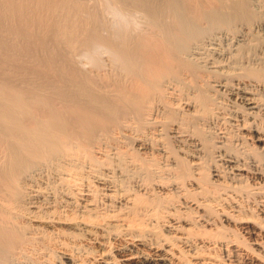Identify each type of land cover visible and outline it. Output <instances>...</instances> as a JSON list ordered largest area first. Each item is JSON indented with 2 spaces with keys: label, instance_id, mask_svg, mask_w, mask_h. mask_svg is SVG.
<instances>
[{
  "label": "bare ground",
  "instance_id": "1",
  "mask_svg": "<svg viewBox=\"0 0 264 264\" xmlns=\"http://www.w3.org/2000/svg\"><path fill=\"white\" fill-rule=\"evenodd\" d=\"M236 263L264 264V0H0V264Z\"/></svg>",
  "mask_w": 264,
  "mask_h": 264
},
{
  "label": "rangeland",
  "instance_id": "2",
  "mask_svg": "<svg viewBox=\"0 0 264 264\" xmlns=\"http://www.w3.org/2000/svg\"><path fill=\"white\" fill-rule=\"evenodd\" d=\"M228 127H230V126H226V129L225 130H223V131H226L227 133L229 132V134H231V136H235L236 134H238V130H236L235 128H228ZM231 129H233V130H231ZM227 130H229V131H227ZM231 131V132H230ZM235 131H237V132H235ZM232 132H234V135H233V133ZM179 150H181V149H179ZM181 152V154H184V153H186V150L185 149H182V151H180ZM184 155H186V154H184ZM191 157L190 156H188V159H190ZM206 165H208L207 163H206ZM208 167V166H207ZM221 222V221H220ZM221 223H223V220H222V222ZM223 224H225V225H227V226H230L231 228H234L233 230H231V228L229 229V233L230 234H236L237 236L239 235V236H241L242 235V232H241V230L240 229H238V226L234 223V222H229V224H227V222H225V223H223ZM233 224H234V226H233ZM233 227H232V226ZM235 225H236V228H235ZM232 231H233V233H232ZM217 251H218V249H217ZM222 252V254H221V252ZM218 253L219 254H221V256H223V254H224V251L223 250H219L218 251ZM236 264H238V263H236ZM239 264H245V263H239Z\"/></svg>",
  "mask_w": 264,
  "mask_h": 264
}]
</instances>
